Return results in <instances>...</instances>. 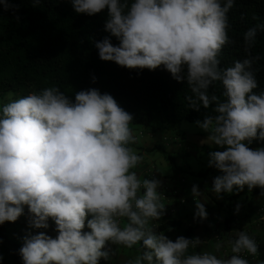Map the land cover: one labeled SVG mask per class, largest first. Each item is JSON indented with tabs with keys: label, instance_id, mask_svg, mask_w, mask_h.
<instances>
[{
	"label": "clouds",
	"instance_id": "9594fccd",
	"mask_svg": "<svg viewBox=\"0 0 264 264\" xmlns=\"http://www.w3.org/2000/svg\"><path fill=\"white\" fill-rule=\"evenodd\" d=\"M71 2L78 14L108 10L105 30L120 43L113 46L108 37L96 42L102 60L128 69L163 66L178 82L187 80L194 94L186 97L191 109L214 105V115L205 113L195 123L208 133L202 143L225 149L209 153V167L222 173L213 181L218 198L245 186L264 190V146L250 147L254 140L264 142V91H254L258 58L228 67H221L219 59L229 43L228 13L235 0ZM39 3L33 0L34 6ZM0 5L12 7L9 0ZM259 30L264 26L245 32V51L254 46ZM216 82L223 86V100L209 94ZM133 120L112 95L98 89L76 92L73 100L58 87H48L3 104L0 224L15 222L27 206L31 227L47 229L51 219L58 232L56 238L44 232L25 237L20 249L24 264H99L114 255L106 247L109 242L129 249L142 244V254L127 264H249L239 254L255 256L259 246L245 232L231 241L235 255L228 259L207 251L187 254L200 245L199 238L173 241L157 232L152 222L165 209L161 181L141 178L134 170L143 156L130 146L136 143ZM192 195L197 198L194 218L206 220L197 185ZM86 226L91 231L85 232Z\"/></svg>",
	"mask_w": 264,
	"mask_h": 264
},
{
	"label": "trees",
	"instance_id": "16d2710c",
	"mask_svg": "<svg viewBox=\"0 0 264 264\" xmlns=\"http://www.w3.org/2000/svg\"><path fill=\"white\" fill-rule=\"evenodd\" d=\"M128 2L130 4L132 0ZM9 3L12 7L8 10L0 5V109L10 98L58 87L73 100L76 92L81 90L98 89L101 94H110L134 116L130 125L143 126L152 134L177 131L185 121L196 124L195 121L204 119L205 113L215 114L212 111L214 105L208 109L201 107L199 112L191 109L186 97H194V94L187 80L178 82L163 66L154 71L128 69L113 61L102 60L96 42L108 37L113 46L120 43L105 30L107 9L89 16L78 14L71 0H40L35 6L33 0H9ZM228 18L229 43L219 56L221 67L232 66L236 60L258 58L254 60L253 69L258 83L254 91L259 94L264 91V30L258 31L256 42L248 51H245L244 34L251 27L264 26V0H235ZM223 91L222 84L216 82L209 94L215 92L223 100ZM172 141L181 143L178 136H173ZM253 144L256 148L264 146L259 140H254ZM159 148L166 152L161 146H155L153 150ZM166 154L173 170L182 168L177 164L178 156ZM183 173L196 175L192 170ZM197 175L208 177V172ZM213 181L211 178L214 186ZM261 191V188H255L250 194L255 196ZM220 195L226 203L232 204L245 194L237 191ZM214 201L217 205L224 203ZM27 208L25 206L24 210ZM23 221H29L27 216L24 215ZM234 222L233 216L226 220L228 226ZM182 223L165 220L159 230L179 229ZM193 232L194 229L189 228L185 237L190 238Z\"/></svg>",
	"mask_w": 264,
	"mask_h": 264
},
{
	"label": "crops",
	"instance_id": "0c3cea01",
	"mask_svg": "<svg viewBox=\"0 0 264 264\" xmlns=\"http://www.w3.org/2000/svg\"><path fill=\"white\" fill-rule=\"evenodd\" d=\"M160 133L162 132H159V134H148L146 131H143V133H141L144 136L142 145L147 152L152 151L155 146H161L166 149L171 148L173 153H171V151L169 153L175 157L178 156L180 158V155L177 154V149L184 150L185 155L189 154L187 150L189 148L187 146V148H185V143L183 141L175 144L172 141L173 136H170L168 133L162 135ZM149 137L152 138L153 141L151 139L149 140ZM185 162L181 161L180 158V162L177 164L182 168H178L177 171L172 168V172L168 175L159 173L155 165H151L148 168V166L144 164L142 165V172L138 173L141 178H155L161 181V186L158 191L163 195L161 202L165 205V209L163 217L159 221L152 222L157 232H161L159 226L165 220H180L183 223L179 229H168L163 231L169 239L175 241L180 236L185 237L188 229L192 228L194 232L190 235L189 239L199 238L201 243L196 248L188 251L187 254L207 251L215 254L221 259H228L234 255L231 251V241L238 238L239 232H245L252 237L259 246L258 253L255 255L256 259L254 261L249 259V264H264V212H260L264 205V194H262L264 190L252 196L246 203H241L239 201L232 203L231 205L234 209H229L226 212L225 219H223L221 212L229 203H226V200H224L221 195L218 198L216 193H214V186L211 183V178L210 185L213 186V188L209 184L189 183L185 179L183 173V165ZM189 170L191 171L190 166ZM193 185L198 186L202 194L199 198L200 202L204 204L206 211L210 212H207L208 217L206 220L194 218L197 198L192 195ZM227 194L229 195V193ZM214 199L218 200L220 203H224L217 205ZM237 204L241 206L238 213L236 211ZM24 215L27 216L29 221H23ZM31 216L32 214L29 210H24V214L15 222L6 221L0 224V257H2V259H0V264H24L20 255V249L24 244L25 237L29 236V234L36 235L40 232H44L52 238L58 236L54 221L49 219V227L47 229H36L30 225ZM230 216L234 217L235 222L232 223L231 226H228L226 220L229 219ZM88 219H91V216H89ZM84 231L88 232L91 230L86 226ZM217 245L220 247L217 248ZM106 247L107 249H112L114 255L110 260L101 258L104 264H127L129 260L135 259L136 256L141 255L143 252L142 244H137L129 249L123 245H114L109 242Z\"/></svg>",
	"mask_w": 264,
	"mask_h": 264
},
{
	"label": "rangeland",
	"instance_id": "374dc122",
	"mask_svg": "<svg viewBox=\"0 0 264 264\" xmlns=\"http://www.w3.org/2000/svg\"><path fill=\"white\" fill-rule=\"evenodd\" d=\"M130 127L133 131V135L137 138L136 143L130 146L136 150L137 154L143 156V161L134 170L137 173H140L142 172L143 164L147 165L148 168L151 165H155L157 167L158 172L161 173L162 175L170 174L172 172V167L166 153L167 151L170 152L171 148L170 149L164 148L166 152L161 148L147 152L142 145L144 136L141 133H143V131H146L148 134H150L151 133L150 130L143 126H138V125H130ZM165 133H168L170 136H174V137L178 136V140H181L185 143V148L187 147L189 148L187 149L189 151L188 155H185L184 150H179V149L176 150L178 152L177 154L180 155L181 161L184 162L186 161L184 163V165L186 166L184 167V171H189L188 166H190L191 167L190 169L193 170V172L196 173L208 172V177H199L197 174L193 175L190 173L189 174L184 173L185 179L189 183L196 182L198 184L210 185V178H215L219 175H222V173L218 169H213L212 167H209V159H210L209 153L212 151H223L225 149H222L216 145H209L207 143H202V141L206 140L208 136L207 132L199 128L196 124L188 123L185 121L179 126L177 131H167V132H162L160 134L162 135ZM150 139L152 140V138L149 137V140ZM250 147L253 149L256 148L254 147L253 143L250 145ZM171 153L173 152L171 151ZM180 158H178L177 162H180ZM211 187L213 188V186ZM234 192H237V190H234L233 193ZM242 192H244L245 195H243L239 199V202L246 203L248 199H251L253 193L250 194V191L247 188V186H245ZM229 209H234L231 204H227L223 208L221 212V216L223 219H225L226 212ZM26 210H28V208Z\"/></svg>",
	"mask_w": 264,
	"mask_h": 264
},
{
	"label": "built area",
	"instance_id": "2783aa9c",
	"mask_svg": "<svg viewBox=\"0 0 264 264\" xmlns=\"http://www.w3.org/2000/svg\"><path fill=\"white\" fill-rule=\"evenodd\" d=\"M261 211H264V207L261 209ZM256 243H257V242H256ZM257 245H258V243H257ZM192 249H194V248L190 247V248L188 249V251H189V250H192ZM234 255H235V254H234ZM239 255H240L242 258L248 259V261H249V259H250V260H253V261L256 259L255 256L249 254V253L246 252V251L241 252ZM99 264H104V262H103L102 260H100V261H99Z\"/></svg>",
	"mask_w": 264,
	"mask_h": 264
}]
</instances>
